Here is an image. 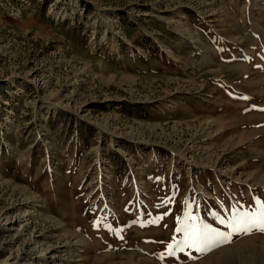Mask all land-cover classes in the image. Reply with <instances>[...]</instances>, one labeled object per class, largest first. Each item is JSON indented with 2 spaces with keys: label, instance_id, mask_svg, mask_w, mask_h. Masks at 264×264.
<instances>
[{
  "label": "rangeland",
  "instance_id": "1",
  "mask_svg": "<svg viewBox=\"0 0 264 264\" xmlns=\"http://www.w3.org/2000/svg\"><path fill=\"white\" fill-rule=\"evenodd\" d=\"M262 202L264 0H0V264H264L167 248Z\"/></svg>",
  "mask_w": 264,
  "mask_h": 264
},
{
  "label": "snow or ice",
  "instance_id": "2",
  "mask_svg": "<svg viewBox=\"0 0 264 264\" xmlns=\"http://www.w3.org/2000/svg\"><path fill=\"white\" fill-rule=\"evenodd\" d=\"M218 218L220 223L225 224L231 231L213 228L190 211H186L183 218L178 216L176 232L183 233V238L174 239L168 244L169 255L185 248H194L197 252L206 253L221 244L230 243L234 234L250 233L254 229L264 232V202L260 203L256 212H240L236 209L231 219L223 216Z\"/></svg>",
  "mask_w": 264,
  "mask_h": 264
},
{
  "label": "bare ground",
  "instance_id": "3",
  "mask_svg": "<svg viewBox=\"0 0 264 264\" xmlns=\"http://www.w3.org/2000/svg\"><path fill=\"white\" fill-rule=\"evenodd\" d=\"M47 255H46V252H45V250H41V254L38 256L39 258L40 257H46ZM52 260L51 261H54V255L52 256V257H50ZM38 263V261H36V260H33V261H31L30 262V264H37ZM50 264V263H49Z\"/></svg>",
  "mask_w": 264,
  "mask_h": 264
}]
</instances>
